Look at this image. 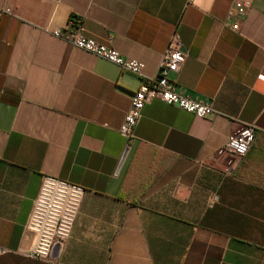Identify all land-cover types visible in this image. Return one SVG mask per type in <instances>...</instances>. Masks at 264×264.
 Here are the masks:
<instances>
[{
	"label": "crops",
	"instance_id": "obj_1",
	"mask_svg": "<svg viewBox=\"0 0 264 264\" xmlns=\"http://www.w3.org/2000/svg\"><path fill=\"white\" fill-rule=\"evenodd\" d=\"M241 1L0 0V264H264V0ZM72 17L141 75L54 35ZM173 33L169 78L213 114L149 101L126 147L130 95ZM245 128V154L226 151ZM46 176L84 193L39 259L26 223Z\"/></svg>",
	"mask_w": 264,
	"mask_h": 264
},
{
	"label": "built area",
	"instance_id": "obj_2",
	"mask_svg": "<svg viewBox=\"0 0 264 264\" xmlns=\"http://www.w3.org/2000/svg\"><path fill=\"white\" fill-rule=\"evenodd\" d=\"M192 2L193 0H186L187 5ZM248 5L249 1L243 0L235 3L233 8L238 14H244ZM54 35L62 37L76 48L115 64L121 70L136 76H140L142 73L143 64L141 62L127 59L117 50L86 36L83 33L81 21L74 17L68 21L65 27L55 30ZM185 60L186 54L180 48L176 33H173L162 53L156 74L143 80L130 95L129 109L119 127V133L125 139L126 147H129L133 140L142 109L149 101L159 100L169 105H175L197 117L204 118L213 114L209 103L180 92L169 78L171 73L179 71ZM251 140V128H245L231 133L224 149L236 156H242L247 151ZM83 193L84 189L78 185L53 177L43 178L26 223V229L31 235V244L26 255L46 259L56 243H64L69 238ZM2 252L3 249L0 248V253Z\"/></svg>",
	"mask_w": 264,
	"mask_h": 264
},
{
	"label": "water",
	"instance_id": "obj_3",
	"mask_svg": "<svg viewBox=\"0 0 264 264\" xmlns=\"http://www.w3.org/2000/svg\"><path fill=\"white\" fill-rule=\"evenodd\" d=\"M124 155H125V152H124V154H123V156H122V159H121V160H123V158H124Z\"/></svg>",
	"mask_w": 264,
	"mask_h": 264
}]
</instances>
